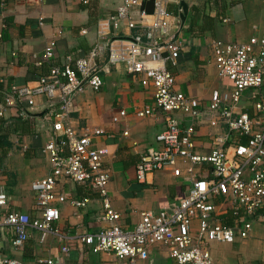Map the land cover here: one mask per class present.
<instances>
[{
    "label": "built area",
    "instance_id": "obj_1",
    "mask_svg": "<svg viewBox=\"0 0 264 264\" xmlns=\"http://www.w3.org/2000/svg\"><path fill=\"white\" fill-rule=\"evenodd\" d=\"M44 1L31 0L36 4ZM78 1L87 5L90 0ZM143 1L121 0L115 13L105 21L115 31L144 28L142 35L107 38L101 21L97 40L86 55L75 59L67 56L65 62L51 66L47 74L35 80L2 88V119L12 111L17 117H25L38 97L45 99L47 108H53V138L42 147L50 168L30 186L38 216L1 214L8 202L6 194L0 191V228L11 232L14 249L23 247L31 231H35L40 244L50 236L55 237L65 241L60 252L70 253L67 237L54 226L60 215L54 203L66 200L57 191L58 184L64 181L88 186L98 194L100 220L107 225L95 233L79 234L75 239L92 253L109 256L111 264H150L149 251L159 245L165 247L175 264H214L210 243L231 244L236 238L249 237L250 220L264 205V35L253 36L246 43L213 40L210 48L216 76L231 86L228 90H212L206 99L197 98L177 91L175 77L166 68L185 48L179 33L166 32L171 14L163 0H155L152 13L147 14L141 9ZM54 49V41L48 42L44 59H52ZM105 51L107 60L100 66L98 59ZM119 64L128 73L139 76L142 86L153 89L151 103L136 109L134 115L154 118L162 113L164 117L163 129L154 138L156 145L146 148L135 164L136 181L144 183L152 173L169 169L174 177H183L186 182L184 197L171 210L141 212L131 230L121 227L120 215L112 208L108 196L110 172L104 165L108 149L92 147L93 139L104 131L93 128L80 133L72 119L75 97L86 89L98 91L102 86L100 73ZM246 92L250 93L251 114L242 111ZM209 114L215 115L226 131L214 134L211 150L202 154L197 151L195 126L200 116ZM126 116L125 110H120L112 121L118 123ZM180 116L187 119L188 125L183 126ZM127 135L124 131L123 136ZM88 202V198L70 200L76 209L85 208ZM228 210L236 216L231 226L224 225L220 218ZM0 264L22 262L0 257ZM42 264L59 263L47 259Z\"/></svg>",
    "mask_w": 264,
    "mask_h": 264
},
{
    "label": "crops",
    "instance_id": "obj_2",
    "mask_svg": "<svg viewBox=\"0 0 264 264\" xmlns=\"http://www.w3.org/2000/svg\"><path fill=\"white\" fill-rule=\"evenodd\" d=\"M154 1L144 0L141 9L151 14ZM163 3L171 14L166 22L167 34L179 33L185 46L178 59L166 65L175 77V89L201 99H206L212 90H228L231 84L216 76L210 44L213 40L246 43L253 36L264 35V0H163ZM181 3L186 6L184 21L180 18ZM120 5L121 0H90L87 5L78 0H45L42 4L31 0H3L0 8V80L3 89L11 84L24 85L47 74L51 66L62 64L67 56L75 59L86 55L97 40L101 21L107 38L142 35L144 28L115 31L105 22ZM50 41L55 43L54 54L52 59L46 60L44 47ZM106 60L105 51L98 64L102 66ZM100 77L102 86L98 91L86 89L75 97L72 119L80 133L93 128L104 131L103 135L93 139L92 147L108 149L104 159L110 172L108 196L112 208L120 215L121 227L131 230L141 212L171 210L184 197L186 182L183 177H174L169 169L152 173L144 183L136 181L135 164L146 148L156 145L154 138L164 126L163 114L158 113L154 118L134 115L136 109L151 103L153 89L142 86L139 76L128 73L122 64L110 66L107 72L100 73ZM249 96V92L243 95L241 106L243 112L251 114ZM120 110H125L127 116L114 123L112 118ZM52 112L53 108H47L45 99L38 97L35 107L25 116H29L30 125L18 124L13 111L3 118L6 121L4 133L11 148L5 155L0 152V191L6 194L8 202L1 214L16 212L32 218L38 216L30 186L43 178L50 168L42 147L53 138ZM179 119L183 126L188 125L187 119L181 116ZM195 130L197 151L202 154L211 150L214 134L226 131L213 114L200 116ZM124 131L127 136H123ZM204 167L202 171H205ZM57 191L64 194L66 200L54 203L60 214L54 226L67 237L70 253L63 255L60 252L65 241L55 237L50 236L40 244L39 234L35 231H31V237L23 247L14 249L11 232L0 228V257L15 258L22 264H42L47 259L59 264H111L109 256L92 253L75 239L79 234L95 233L107 225L100 220L98 194L88 186L68 181L60 182ZM82 198L89 199L85 208L76 209L70 204V200ZM257 217L258 224L247 239L236 238L231 244L210 243L214 264L264 263V205ZM149 260L150 264H174L165 247L160 245L150 249Z\"/></svg>",
    "mask_w": 264,
    "mask_h": 264
},
{
    "label": "trees",
    "instance_id": "obj_3",
    "mask_svg": "<svg viewBox=\"0 0 264 264\" xmlns=\"http://www.w3.org/2000/svg\"><path fill=\"white\" fill-rule=\"evenodd\" d=\"M2 88H3L2 85H0V102L2 100V95H1ZM15 117L16 118L14 120H16V122L18 124H20V125H23V124L24 125L25 124L30 125L29 116H27L25 120H20L21 118L17 117L16 114H15ZM5 124H6V121L4 119L0 118V152L2 153V155L3 154L5 155L9 151V149L11 148V144L8 141L7 135H6V133H4ZM19 129L20 128L18 127V130ZM220 218L222 219V222H223L224 225L231 226L232 225V221L236 218V216H234L233 213L230 210H228V211H225V213L222 214L220 216Z\"/></svg>",
    "mask_w": 264,
    "mask_h": 264
},
{
    "label": "rangeland",
    "instance_id": "obj_4",
    "mask_svg": "<svg viewBox=\"0 0 264 264\" xmlns=\"http://www.w3.org/2000/svg\"><path fill=\"white\" fill-rule=\"evenodd\" d=\"M250 221H251V224H252V226H251V230L254 231L256 225L258 224V217H257V216H256V217H253ZM263 226H264V224H263ZM263 244H264V243H263ZM174 264H175V263H174Z\"/></svg>",
    "mask_w": 264,
    "mask_h": 264
},
{
    "label": "water",
    "instance_id": "obj_5",
    "mask_svg": "<svg viewBox=\"0 0 264 264\" xmlns=\"http://www.w3.org/2000/svg\"><path fill=\"white\" fill-rule=\"evenodd\" d=\"M181 6H182V13L180 14V18L182 21H184L186 16V6L183 3H181Z\"/></svg>",
    "mask_w": 264,
    "mask_h": 264
}]
</instances>
